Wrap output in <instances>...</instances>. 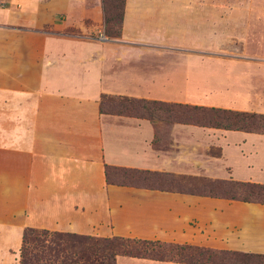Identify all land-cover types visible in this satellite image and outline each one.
Here are the masks:
<instances>
[{
    "label": "crops",
    "instance_id": "0c3cea01",
    "mask_svg": "<svg viewBox=\"0 0 264 264\" xmlns=\"http://www.w3.org/2000/svg\"><path fill=\"white\" fill-rule=\"evenodd\" d=\"M206 10L204 0H125L118 38L100 40L98 34L89 36L88 29L79 27L77 35L23 34V41L35 42L0 49V233L19 238L25 229L34 228L146 239L157 236L158 213L167 209L166 201H200L214 207L228 201L233 205L226 204L233 207V234L220 245L188 244L264 254L262 204L104 181L103 164L176 174L189 171V155L183 151L160 156L159 127L182 125L197 135L210 129L189 130L190 124L179 123L155 127L147 119L103 114L98 100L106 94L189 104L182 97L199 87L190 84L194 76L184 77L180 66L165 58L175 53L174 42L204 41L215 31L207 23ZM31 20L47 21L36 14ZM206 101L196 105L212 104ZM214 130L233 136L240 154L246 140H264V134L254 132ZM209 159L214 160L203 159L201 168L216 177L209 168L220 167L215 162L218 156ZM250 171L246 166V174ZM233 180L264 184V163L244 180ZM120 215L134 218L141 228L122 224L117 220Z\"/></svg>",
    "mask_w": 264,
    "mask_h": 264
},
{
    "label": "rangeland",
    "instance_id": "374dc122",
    "mask_svg": "<svg viewBox=\"0 0 264 264\" xmlns=\"http://www.w3.org/2000/svg\"><path fill=\"white\" fill-rule=\"evenodd\" d=\"M204 1L207 4V23L211 22L209 27L215 28V31L207 33L204 41L174 42L175 53L165 58L175 67L180 66V73L184 77L187 73L194 76L190 84L199 86L191 88L189 96L182 99L189 104L211 100L212 104L205 105L264 113V0ZM33 14L47 21L31 24L30 16ZM79 27L88 29L86 32L89 36L103 35L100 0H0V49L35 42L23 41V34L77 35ZM187 126L191 128L189 130H203L194 125ZM182 128V125H161V136L157 137L160 138L157 145L160 156L166 157L175 151L189 155L190 169L182 175L206 180H244L264 163V140H246L240 147V154L234 149L233 136H223L214 128H208L210 130L201 135ZM209 156H218L215 162L221 168L209 165V170L216 177L208 176L201 168L203 159L214 160ZM246 166L250 168V173L246 174ZM166 203L167 209L163 208L158 213L157 236L146 239L171 245L201 243L214 246L223 244L233 234V207L226 205L230 203L228 201H223L218 207L217 204L214 207V203L210 206L200 201L186 204L171 200ZM132 219L123 215L117 217L122 224L130 222L140 227L137 220ZM261 228L264 229V219ZM51 233L47 231L42 235L41 229L32 228L28 236L27 246H32V238L43 242L32 251L40 264L53 263L54 257L46 249V240L53 238ZM21 235L17 238L16 234L0 233V264H18ZM115 260L117 264H125L122 260L155 259L117 255Z\"/></svg>",
    "mask_w": 264,
    "mask_h": 264
},
{
    "label": "trees",
    "instance_id": "16d2710c",
    "mask_svg": "<svg viewBox=\"0 0 264 264\" xmlns=\"http://www.w3.org/2000/svg\"><path fill=\"white\" fill-rule=\"evenodd\" d=\"M125 0H100L102 31L105 38H118ZM98 111L103 114L147 119L153 125L190 124L199 127L264 134V113L248 112L187 103L101 94ZM216 154V153H215ZM106 184L139 189L179 192L264 205V184L231 179L206 180L165 171L118 167L103 164ZM32 228L21 234L18 264H40L33 249L43 243L28 242ZM47 231L41 230L45 235ZM46 249L52 264H115V256L146 257L186 264H264V254L213 249L187 244L171 245L157 240L128 239L118 235L93 237L52 232ZM45 246V245H44ZM58 258V260H57Z\"/></svg>",
    "mask_w": 264,
    "mask_h": 264
},
{
    "label": "built area",
    "instance_id": "2783aa9c",
    "mask_svg": "<svg viewBox=\"0 0 264 264\" xmlns=\"http://www.w3.org/2000/svg\"><path fill=\"white\" fill-rule=\"evenodd\" d=\"M98 39H100V40H102V39H104V36L102 35V34H98Z\"/></svg>",
    "mask_w": 264,
    "mask_h": 264
}]
</instances>
